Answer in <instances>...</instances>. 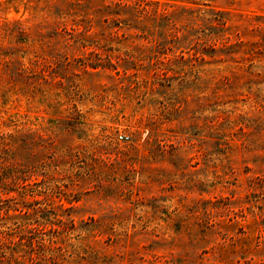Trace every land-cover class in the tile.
Instances as JSON below:
<instances>
[{
	"label": "rangeland",
	"instance_id": "obj_1",
	"mask_svg": "<svg viewBox=\"0 0 264 264\" xmlns=\"http://www.w3.org/2000/svg\"><path fill=\"white\" fill-rule=\"evenodd\" d=\"M0 264H264V0H0Z\"/></svg>",
	"mask_w": 264,
	"mask_h": 264
},
{
	"label": "built area",
	"instance_id": "obj_2",
	"mask_svg": "<svg viewBox=\"0 0 264 264\" xmlns=\"http://www.w3.org/2000/svg\"><path fill=\"white\" fill-rule=\"evenodd\" d=\"M121 138H129L127 135H122Z\"/></svg>",
	"mask_w": 264,
	"mask_h": 264
}]
</instances>
